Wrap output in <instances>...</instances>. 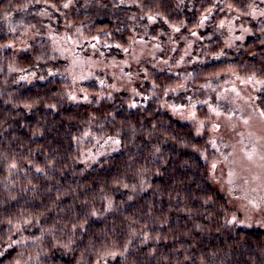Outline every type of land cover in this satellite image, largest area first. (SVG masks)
Listing matches in <instances>:
<instances>
[{
    "label": "trees",
    "instance_id": "trees-1",
    "mask_svg": "<svg viewBox=\"0 0 264 264\" xmlns=\"http://www.w3.org/2000/svg\"><path fill=\"white\" fill-rule=\"evenodd\" d=\"M31 1L0 0V264H264V230L227 222L228 204L213 186L201 154L205 138L193 124L157 99L135 107L120 97L70 102L67 63L48 38L38 35L19 54L6 46ZM103 1L124 4L132 16L107 18L98 7L92 25L82 27L111 29L117 52L131 43L140 17L191 36L202 24L196 47L206 60L193 63L196 82L227 70L264 80V10L254 19L253 0ZM61 3L38 4L47 20L49 7L65 11ZM235 19L249 28L232 48L220 22ZM43 72L48 79L31 77ZM145 77L157 95L177 81L165 67ZM257 103L264 114V84ZM91 132L116 136L119 149L85 167L78 143Z\"/></svg>",
    "mask_w": 264,
    "mask_h": 264
},
{
    "label": "rangeland",
    "instance_id": "rangeland-1",
    "mask_svg": "<svg viewBox=\"0 0 264 264\" xmlns=\"http://www.w3.org/2000/svg\"><path fill=\"white\" fill-rule=\"evenodd\" d=\"M38 3L40 0H32L17 16L12 26L18 29L17 35L6 46H13L19 54L38 35L48 38L53 55L67 63L72 81L70 102L120 97L128 107H135L157 99L173 117L193 124L197 135L205 138L201 154L210 164L213 186L228 204L227 222L232 227L264 230V114L257 103L264 80L227 70L206 78L216 77L214 80L196 82L194 69L206 60L196 47L203 40L198 30L202 24L191 36L180 29L165 33L154 17H149L148 22L140 17L141 21L133 25L131 43L117 52L118 47L111 46L108 39L111 29L82 26L92 25L91 20L99 16L95 15L98 7L107 10L101 17L109 18L116 13L132 16L124 4L114 8L103 0H62L65 11L49 7L46 20V8ZM253 6L252 17L258 19L264 10V0H253ZM120 16L117 20H126ZM40 19L44 23L41 32L35 29ZM220 27L230 32L229 44L235 48L236 43L246 38L249 25L245 20L235 19L221 21ZM164 67L177 81L157 95L155 86H149L145 76L150 68ZM48 74L31 77L43 81ZM93 80L98 86L88 89L85 83ZM81 139L79 159L85 167L119 149L116 136L101 137L91 132Z\"/></svg>",
    "mask_w": 264,
    "mask_h": 264
}]
</instances>
